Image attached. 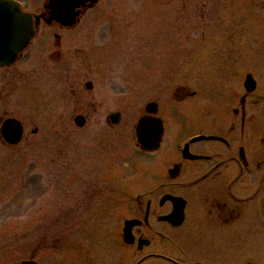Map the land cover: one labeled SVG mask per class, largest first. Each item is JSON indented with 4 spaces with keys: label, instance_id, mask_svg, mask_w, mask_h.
Masks as SVG:
<instances>
[{
    "label": "flooded vegetation",
    "instance_id": "flooded-vegetation-1",
    "mask_svg": "<svg viewBox=\"0 0 264 264\" xmlns=\"http://www.w3.org/2000/svg\"><path fill=\"white\" fill-rule=\"evenodd\" d=\"M115 1L7 0L25 14L17 24L27 38L6 48L7 62L0 46V158L51 129L65 136L69 109L77 127L84 109L113 110L105 122L120 121L111 99L131 96L134 72L130 49L121 53L125 21ZM243 2L208 15L206 27L218 23L220 37L194 50L190 80L167 91L173 101L152 79L155 90L138 107L136 122L152 124L141 144L134 123L135 148L162 165L130 195L114 264H264V0ZM172 67L143 77H177L178 59ZM159 128L157 147L147 148Z\"/></svg>",
    "mask_w": 264,
    "mask_h": 264
},
{
    "label": "rangeland",
    "instance_id": "rangeland-1",
    "mask_svg": "<svg viewBox=\"0 0 264 264\" xmlns=\"http://www.w3.org/2000/svg\"><path fill=\"white\" fill-rule=\"evenodd\" d=\"M239 2L115 1L118 20L125 21L121 53L130 49L128 63L134 72L131 96L111 99L121 107L115 125L104 120L113 110L100 108L84 109L86 122L77 127L69 109L65 136L51 129L45 140L21 143L18 153L0 158V264L23 259L38 264L117 263L116 232L130 195L152 181L155 167L162 165L160 157L141 155L135 148L138 107L154 92L155 79L164 86L163 100L173 101L167 91L176 79L190 80L194 50L202 47L204 38L220 37L218 23L206 27L208 15H218L225 5L235 11ZM172 58L179 60L177 77H143L148 71H171ZM125 68L122 63L115 70Z\"/></svg>",
    "mask_w": 264,
    "mask_h": 264
},
{
    "label": "water",
    "instance_id": "water-1",
    "mask_svg": "<svg viewBox=\"0 0 264 264\" xmlns=\"http://www.w3.org/2000/svg\"><path fill=\"white\" fill-rule=\"evenodd\" d=\"M25 14L22 13L17 5L9 6L7 3V0H0V46H3L4 50V57L1 58L4 62H7L10 57L6 55V48L8 46H11L13 50H16L20 48L23 44L24 41L26 40V35H24V28H21L17 23H21L25 21ZM16 23V24H14ZM17 31L19 32V35L14 34L9 35L7 34L6 31ZM3 31V40L1 39L2 37V32ZM13 37V41L9 44L6 39H10ZM111 119L113 123L118 122L119 120V115L117 112L111 113L110 114ZM149 119L145 116H141L138 118L136 125H135V133L137 135L138 142L141 144H144V138L149 136V130L147 126L151 125L152 122H149ZM76 123L77 125H82V119L81 116L76 117ZM154 124V123H153ZM160 128L158 131H155V135L150 134L151 136H154L151 139L150 145L147 148L153 149L157 147L158 140H159V135H160ZM144 148V147H143ZM124 237H126V231H124ZM18 264H38L36 260L34 259H23L20 260Z\"/></svg>",
    "mask_w": 264,
    "mask_h": 264
}]
</instances>
